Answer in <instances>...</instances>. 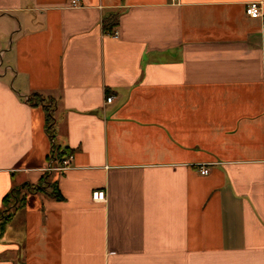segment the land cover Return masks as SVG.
Instances as JSON below:
<instances>
[{
  "label": "crops",
  "instance_id": "obj_1",
  "mask_svg": "<svg viewBox=\"0 0 264 264\" xmlns=\"http://www.w3.org/2000/svg\"><path fill=\"white\" fill-rule=\"evenodd\" d=\"M76 1L0 0V264H264V0Z\"/></svg>",
  "mask_w": 264,
  "mask_h": 264
},
{
  "label": "built area",
  "instance_id": "obj_2",
  "mask_svg": "<svg viewBox=\"0 0 264 264\" xmlns=\"http://www.w3.org/2000/svg\"><path fill=\"white\" fill-rule=\"evenodd\" d=\"M76 0H70V6L72 8H76L77 6H80ZM245 15L252 19H261L262 20V30L264 32V16L261 11L260 4L257 2H251L248 3L245 7ZM113 38L118 37V32L114 31L110 34ZM1 54V53H0ZM112 97H109L106 99L107 103H110L112 100ZM29 99L26 98V101ZM73 156L68 155L59 161H56L57 159L52 155L49 159V162L47 164V167L45 169L47 174L53 173V172H61L65 171L70 168V163L72 162ZM200 175H207L209 173V169L206 167H201L199 170ZM106 194L104 190H98L92 193V200L95 202H104L106 200Z\"/></svg>",
  "mask_w": 264,
  "mask_h": 264
},
{
  "label": "trees",
  "instance_id": "obj_3",
  "mask_svg": "<svg viewBox=\"0 0 264 264\" xmlns=\"http://www.w3.org/2000/svg\"><path fill=\"white\" fill-rule=\"evenodd\" d=\"M114 24L115 23H111V26L113 27L114 26ZM103 28L106 30V29H108V25H107V22H106V20H104V22H103ZM35 100H36V103L35 104H37V99L35 98ZM48 120H49V123H51V120H52V118H51V115L50 114H48ZM25 187H27V186H25ZM24 186H22V189H25L26 190V188H25ZM50 187H51V184H49V182L46 180L45 181V185H42L41 187L40 186H36L35 188H34V190H50ZM29 188V187H28ZM21 190V189H20ZM16 192V193H15ZM15 192H13V196L14 197H16V195L15 194H17V191H15ZM53 195V194H52Z\"/></svg>",
  "mask_w": 264,
  "mask_h": 264
},
{
  "label": "rangeland",
  "instance_id": "obj_4",
  "mask_svg": "<svg viewBox=\"0 0 264 264\" xmlns=\"http://www.w3.org/2000/svg\"><path fill=\"white\" fill-rule=\"evenodd\" d=\"M51 153V152H50ZM49 157H51V154H49Z\"/></svg>",
  "mask_w": 264,
  "mask_h": 264
}]
</instances>
